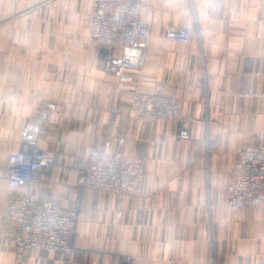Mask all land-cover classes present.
Listing matches in <instances>:
<instances>
[{"label":"crops","instance_id":"1","mask_svg":"<svg viewBox=\"0 0 264 264\" xmlns=\"http://www.w3.org/2000/svg\"><path fill=\"white\" fill-rule=\"evenodd\" d=\"M93 2L0 0V264H264V204L228 203L239 147L264 142V0H147L145 62L130 82L91 37ZM171 25L192 27V40L167 38ZM136 92L178 97L191 137L139 119ZM49 101L39 143L54 165L15 189L7 159ZM108 143L145 161L121 218L117 197L78 174ZM21 193L77 213L70 252L18 253L7 204Z\"/></svg>","mask_w":264,"mask_h":264},{"label":"built area","instance_id":"2","mask_svg":"<svg viewBox=\"0 0 264 264\" xmlns=\"http://www.w3.org/2000/svg\"><path fill=\"white\" fill-rule=\"evenodd\" d=\"M147 0H94L90 19L92 39L105 51L106 69L119 79L130 82L129 70L145 62L144 39L150 28L143 20ZM167 38L189 43L190 26L171 25ZM132 108L141 120L170 119L180 124L181 138L191 137L190 121L181 113V100L162 93L136 92ZM57 103L49 101L38 112V119L26 123L20 148L7 159L8 183L15 189L27 188L37 174L47 175L54 165L52 154L39 143L43 123ZM121 112L120 107H112ZM236 175L230 186L228 203L233 208L264 204V142L241 145L238 149ZM84 187L110 192L117 197L116 214L123 216L124 197L140 195L145 177L143 158L116 151L108 143L103 149H92L86 166L79 170ZM8 225L13 232L18 253L29 250L70 252L77 224V213L65 210L51 200H35L28 193L17 194L7 204Z\"/></svg>","mask_w":264,"mask_h":264},{"label":"water","instance_id":"3","mask_svg":"<svg viewBox=\"0 0 264 264\" xmlns=\"http://www.w3.org/2000/svg\"><path fill=\"white\" fill-rule=\"evenodd\" d=\"M179 127H180V124H179Z\"/></svg>","mask_w":264,"mask_h":264}]
</instances>
